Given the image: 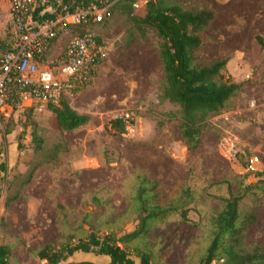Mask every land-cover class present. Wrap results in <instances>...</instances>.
I'll return each instance as SVG.
<instances>
[{"label":"rangeland","instance_id":"obj_1","mask_svg":"<svg viewBox=\"0 0 264 264\" xmlns=\"http://www.w3.org/2000/svg\"><path fill=\"white\" fill-rule=\"evenodd\" d=\"M161 1L211 14L195 32L201 45L194 63L226 60L222 73L239 92L207 119L198 148L188 151L178 132V108L159 99L163 72L156 33L137 29L118 3L102 24L74 30L95 35L108 50L89 86L63 100L87 123L63 131L48 107L36 102L0 122L11 168L0 195V246L9 250L11 264H45L38 258L45 248L133 232L139 178L157 185L162 207L187 203L189 223L173 213L129 243L128 251L148 253L153 264H201L213 220L223 199L232 197L238 199L236 250L251 255L264 247V53L256 44L257 36L264 41V0ZM130 10L142 18L145 4ZM8 29L0 1V56ZM67 43L68 36L55 42L48 60L57 64ZM123 114L129 115L125 134L114 135L110 122ZM88 260L76 254L61 264Z\"/></svg>","mask_w":264,"mask_h":264},{"label":"trees","instance_id":"obj_2","mask_svg":"<svg viewBox=\"0 0 264 264\" xmlns=\"http://www.w3.org/2000/svg\"><path fill=\"white\" fill-rule=\"evenodd\" d=\"M78 1L87 4L91 0ZM134 1L122 0L118 4L137 29L149 28L159 38V57L163 72L159 99L178 108L179 135L187 150L195 151L200 144L207 119L211 115H218L240 90L238 84L222 73L226 60H218L204 67L194 63L193 54L201 45L195 32L207 25L211 14L190 13L179 5L167 6L161 0H147L144 16L135 18L130 10ZM256 44L264 53V41L260 36L256 37ZM48 110L55 115L59 129L66 132L75 130L88 121L87 116L77 114L63 101L58 106L49 105ZM170 115L175 118V114ZM110 131L114 135L125 134V123L122 120L111 121ZM36 141V137L32 136V143ZM138 183L134 202L138 206V226L133 232L120 238L113 234L102 239L90 235L89 240L80 241L73 246L59 250L45 248L38 253V258L46 261V264H61L75 254L92 253L108 257V264H152L148 253L129 252L127 245L146 236L153 224L164 221L173 213L179 214L184 224L189 223V208L186 207L187 203L180 205L181 202H172L165 205L168 207H162L156 194L157 185L145 178H139ZM223 201L224 208L213 220L214 236L201 258V264H212L218 257L220 264H264V247H255L251 255H241L236 250L234 239L238 231V199L232 197ZM6 258H9V250L0 246V264H4Z\"/></svg>","mask_w":264,"mask_h":264},{"label":"built area","instance_id":"obj_3","mask_svg":"<svg viewBox=\"0 0 264 264\" xmlns=\"http://www.w3.org/2000/svg\"><path fill=\"white\" fill-rule=\"evenodd\" d=\"M0 1L9 17L7 49L0 56V122L7 121L12 110L24 103L58 106L89 86L108 50L95 35L72 32L102 24L122 0H91L87 4L78 0ZM143 4L146 0H135L132 7L139 9ZM63 36H68V43L54 64L48 55ZM125 119L128 114L112 121L125 123ZM10 169L9 147L0 139V195ZM3 263L11 264L10 258Z\"/></svg>","mask_w":264,"mask_h":264},{"label":"crops","instance_id":"obj_4","mask_svg":"<svg viewBox=\"0 0 264 264\" xmlns=\"http://www.w3.org/2000/svg\"><path fill=\"white\" fill-rule=\"evenodd\" d=\"M7 17H8V15H7ZM8 21H9V17H8ZM6 49H7V44H6ZM9 155H10V147H9ZM9 161H10V157H9ZM168 245V244H167ZM118 246H120V248H123V246L121 245V244H118ZM165 248H166V244H165ZM130 252V251H129ZM132 252V251H131ZM166 252H169V250L168 251H166ZM76 255V254H75ZM75 255L74 256H72L70 259H73V258H75ZM86 256L88 257V261H85L86 263H88V264H100V261L103 263V264H108L109 263V258L108 257H105V256H97V255H94V254H92V253H90V254H86ZM151 258V257H150ZM166 258L164 257V258H162V260H165ZM167 261L168 262H170L168 259H167ZM151 262H152V259H151ZM152 264H153V262H152Z\"/></svg>","mask_w":264,"mask_h":264}]
</instances>
